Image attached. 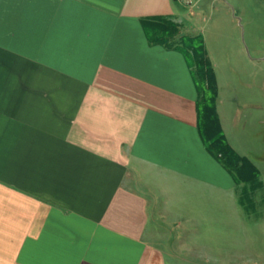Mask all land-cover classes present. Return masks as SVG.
Here are the masks:
<instances>
[{"label": "crops", "instance_id": "0c3cea01", "mask_svg": "<svg viewBox=\"0 0 264 264\" xmlns=\"http://www.w3.org/2000/svg\"><path fill=\"white\" fill-rule=\"evenodd\" d=\"M185 4L0 0V264H220L195 220L241 206L238 185L186 57L149 30L194 35Z\"/></svg>", "mask_w": 264, "mask_h": 264}, {"label": "rangeland", "instance_id": "374dc122", "mask_svg": "<svg viewBox=\"0 0 264 264\" xmlns=\"http://www.w3.org/2000/svg\"><path fill=\"white\" fill-rule=\"evenodd\" d=\"M184 1L183 22L194 27L188 34L202 36L213 61L208 55L220 87L223 132L230 146L258 170L252 181L262 182L258 189L238 185L234 193L241 206L222 204L214 223L196 219L199 228H217L201 235V242L217 255V263L264 264V0ZM168 220L172 231L178 230L181 219Z\"/></svg>", "mask_w": 264, "mask_h": 264}, {"label": "trees", "instance_id": "16d2710c", "mask_svg": "<svg viewBox=\"0 0 264 264\" xmlns=\"http://www.w3.org/2000/svg\"><path fill=\"white\" fill-rule=\"evenodd\" d=\"M157 43L166 49L180 51L186 57L198 92V130L206 150L232 176L236 185L250 184L258 189L260 181H252L258 170L251 162L241 157L228 143L217 114L218 87L215 72L208 58L201 35H182L175 23H153L152 29Z\"/></svg>", "mask_w": 264, "mask_h": 264}]
</instances>
